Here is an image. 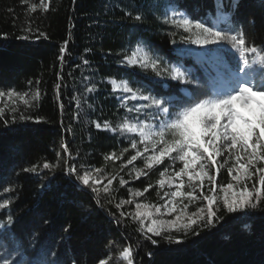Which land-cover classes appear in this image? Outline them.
<instances>
[{
	"label": "trees",
	"instance_id": "trees-1",
	"mask_svg": "<svg viewBox=\"0 0 264 264\" xmlns=\"http://www.w3.org/2000/svg\"><path fill=\"white\" fill-rule=\"evenodd\" d=\"M165 8L182 10L192 18L217 14L214 0H51L47 12L38 9L31 14L21 0H0V33L7 34L0 35V89L14 88L20 93L39 89L41 94L30 108L19 99L9 105L0 103L6 107L4 119H10L7 109L13 103L25 114L43 118L8 126L0 120V203L11 200L7 211L0 213V221H6L9 214L14 221L0 226V257L18 264H98L111 255V264H125L117 257L124 246L132 245L133 264H264V204L236 212L221 206L217 217L222 218L214 226L194 227L199 235L191 230L187 234L172 231L173 242L153 236L156 245L142 237L136 222L117 224L109 215L117 212L116 202L129 199L130 191H142L149 184L152 188L140 199L154 200L160 190V172L168 167L166 161L137 178L122 166L135 150L130 149L127 136L107 131L103 124L108 121L115 126L126 116L134 119L138 114L128 113V107L121 104L122 94L113 93L109 78L131 80L134 88L161 95L186 87L138 66L121 64L123 54L138 42L146 43L154 56L170 65L182 64L191 79L208 88L217 76L215 61L233 62L232 55L220 49H216L217 58L189 52L191 44L181 43L182 30L163 23ZM137 14L143 16L142 21L133 19ZM229 19L256 43L264 38V0H240ZM29 23L31 38L22 39L29 35L25 31ZM41 31L46 38L36 39ZM65 40L69 43L61 63L60 47ZM84 60L89 63L85 65ZM57 83L61 84L59 99ZM91 84L96 85L95 92L86 91ZM62 143L69 152L62 150ZM125 148L129 151L117 161L104 159ZM45 161L59 163L60 168L43 169ZM65 162L116 175L112 205L105 198V208H96L93 194L82 190L75 177L63 170ZM137 163L143 168L142 161ZM34 165L37 171H24ZM120 177L128 183L120 186ZM230 180L227 168L221 169L218 185ZM6 188L13 191L6 193Z\"/></svg>",
	"mask_w": 264,
	"mask_h": 264
},
{
	"label": "snow or ice",
	"instance_id": "snow-or-ice-1",
	"mask_svg": "<svg viewBox=\"0 0 264 264\" xmlns=\"http://www.w3.org/2000/svg\"><path fill=\"white\" fill-rule=\"evenodd\" d=\"M21 3L26 6L27 13L31 14L38 9L47 12L51 0H39V3L21 0ZM214 4L217 13L214 16L192 18L187 12L176 8L171 9L169 14V9L165 8L162 19L163 23L187 33L181 36V43L195 44L209 50L212 46L219 48L226 45L232 51L233 66L226 69L223 84L211 88L200 85L191 79L183 66L170 65L161 57L154 56L150 47L143 42L128 49L119 62L125 66H138L144 72L150 71L154 77L162 80L176 81L178 86H186L185 90L161 95L153 94L148 89L134 88L131 80L109 78L108 81L113 93H122L120 100L123 106H127L126 101L135 102L127 109L128 113H144L146 117L151 114V123L141 121L138 116L134 121L126 116L115 126L108 121L103 124L107 131L128 137L130 149L135 150V154L130 155L127 161L129 165L137 161L138 157L143 159L144 166L136 171V177L147 176L156 166L166 161L182 163V167L174 171L172 179L167 181L169 187L173 186L172 180L178 179L179 183L174 185V191L164 192L160 197L164 200L163 204L146 205L135 201V197H143L152 188V184H149L142 191H130L129 199H121L114 204L119 215L117 212L109 213L117 224L126 220L136 222V230L153 245L158 243L153 236L173 242V230L185 234L191 230L199 235L194 227L214 226L222 218L217 217L221 206L228 212H236L240 209H257L264 204V38L256 43L248 32L231 23L229 17L234 14V10H238L240 0H214ZM128 15L131 17V13ZM133 19L142 21L143 16L137 14ZM25 31L29 35L21 38H31L30 23ZM0 35L7 36L6 33ZM41 37L46 38L42 31L35 38ZM68 43L65 40L60 47L61 63L64 62ZM83 63L87 65L89 61L84 60ZM36 83L39 84V81ZM189 85L196 87L188 88ZM55 87L59 99L61 84L57 83ZM86 91L95 92L96 85L91 84L86 87ZM40 95L39 89L31 93H20L14 88H8L7 91L0 89V98H18L27 108L32 107L31 101H38ZM7 111L11 114L10 119H4L6 107L0 106V120L5 126L18 121L43 120L39 116L25 114L15 103ZM95 126L102 127L100 123ZM61 148L69 152L67 144L62 143ZM128 151V148L123 149L121 156ZM119 158L115 153L104 157L105 160ZM65 163L63 170L68 176L75 177L82 190L93 194L96 208H105V198L112 205L116 175L106 178L103 168L80 169L74 164ZM225 167L231 180L218 185L217 176ZM42 168L54 171L60 168V164L45 161ZM24 171L35 172L37 167L34 165ZM167 172L168 168L160 172L161 179L157 183L161 188L166 184L163 177ZM127 183L123 177L119 178L120 186ZM4 191L7 193L13 189L6 188ZM217 192L224 193L223 197L218 196ZM10 204L11 200L0 203V213L7 211ZM131 204H135L134 211H123L126 205ZM192 204L199 206L189 212ZM165 216L172 218L164 219ZM13 222V216L9 214L6 221H0V226ZM119 260L133 264L132 245L122 248L117 257ZM111 261L109 255L99 259L98 264H111ZM0 264L18 262L3 256L0 257Z\"/></svg>",
	"mask_w": 264,
	"mask_h": 264
},
{
	"label": "rangeland",
	"instance_id": "rangeland-1",
	"mask_svg": "<svg viewBox=\"0 0 264 264\" xmlns=\"http://www.w3.org/2000/svg\"><path fill=\"white\" fill-rule=\"evenodd\" d=\"M171 9L173 8H169V14L171 13ZM178 11H182V10H178ZM183 32V31H182ZM184 33V32H183ZM183 35H187V33H184ZM216 49H220L221 51L225 52V53H229L232 55V59H233V53L232 51L225 45L223 47H216V46H212L211 50H209L208 48H202L201 46L199 45H195V44H191V47L189 49V52L193 53V54H197V55H200V56H206V54L208 53H211V55L214 56V58H217V50ZM183 55V53H181ZM216 54V55H215ZM173 65H176V66H183L182 64H173ZM213 66H215L217 68V78L215 79V82L213 80V85H216V86H219L221 84H223L224 82V74H225V71L227 68H231L233 66V62L230 63V64H225L222 59H217L215 61V63L213 64ZM183 69L186 70L188 73H189V70L187 68H185L183 66ZM185 90V88H184ZM183 90V91H184ZM119 92V91H117ZM121 93V92H119ZM122 94V93H121ZM18 98H13L12 100H9L7 97L5 98H0V103L4 104V105H9V104H12V102H14L15 100H17ZM134 102V101H132ZM126 107L128 108H131L129 107V102L126 101ZM139 117V119L141 121H145L147 120V122H153L152 119H151V114H149L147 117L145 116L144 113H139L137 115ZM136 118V117H135ZM135 118L133 119V121L135 120ZM135 153H133L134 155ZM118 157H121V154L117 155ZM118 159L116 160H113L114 162L117 161ZM142 161L143 162V159L142 158H139L137 159V161ZM128 160H124L123 163H122V166H124L125 168H127L126 170H128L127 172H133V174L135 175L136 174V171L142 169V168H139L140 167V164L137 163V161H133L131 165L128 164L127 162ZM177 162V168H174L172 169L170 165H172V162L171 161H168V172L166 173L165 177H163L165 180H166V184L163 188L160 187V190L157 191V196L155 195L154 196V200H151V201H148V200H143V199H140V197H135V201L138 202V203H144L146 205L148 204H151V205H160V204H163L164 203V200H162L160 197H162L164 195V192H167V191H174L175 190V187L174 185L176 183H179V180L178 179H175V180H172V187H169L168 186V183L167 181H169L170 179H172V177L174 176V171H178L180 167H182V163L179 162V161H176ZM144 164V163H143ZM230 166V165H229ZM104 174L106 176V178L109 177V173H108V170H104ZM161 179V177H160ZM185 190H188L187 188H185ZM217 195L220 196V197H223L224 193L222 192H217ZM167 199V198H165ZM199 206L198 204H192L189 206V209L188 211L189 212H193L196 210V207ZM135 210V204H132L128 211H134ZM142 211L144 210H152V209H141ZM164 219H171L172 217L171 216H165L163 217ZM175 231V230H173Z\"/></svg>",
	"mask_w": 264,
	"mask_h": 264
}]
</instances>
